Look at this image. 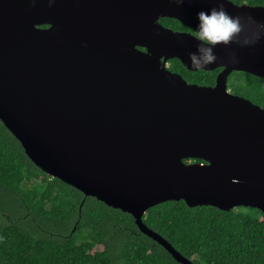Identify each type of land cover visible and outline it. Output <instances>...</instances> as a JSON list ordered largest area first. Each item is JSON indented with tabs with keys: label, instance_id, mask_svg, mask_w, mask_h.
Listing matches in <instances>:
<instances>
[{
	"label": "water",
	"instance_id": "water-1",
	"mask_svg": "<svg viewBox=\"0 0 264 264\" xmlns=\"http://www.w3.org/2000/svg\"><path fill=\"white\" fill-rule=\"evenodd\" d=\"M238 17L234 42L193 66L197 13ZM264 6L231 0H0V121L52 178L130 214L148 228L168 201L264 214V107L230 93L233 71L264 78ZM259 37V38H257ZM222 70L214 86L172 72ZM200 159L201 161H192Z\"/></svg>",
	"mask_w": 264,
	"mask_h": 264
},
{
	"label": "trees",
	"instance_id": "trees-1",
	"mask_svg": "<svg viewBox=\"0 0 264 264\" xmlns=\"http://www.w3.org/2000/svg\"><path fill=\"white\" fill-rule=\"evenodd\" d=\"M231 1L264 6V0ZM160 22L194 33L173 18ZM171 66L188 82H216V70L189 71L177 58ZM236 73L244 77L231 83L234 92L264 107V78ZM143 222L193 264H264V214L258 209L168 201L148 209ZM0 264L181 263L143 234L130 214L39 169L0 121Z\"/></svg>",
	"mask_w": 264,
	"mask_h": 264
},
{
	"label": "clouds",
	"instance_id": "clouds-1",
	"mask_svg": "<svg viewBox=\"0 0 264 264\" xmlns=\"http://www.w3.org/2000/svg\"><path fill=\"white\" fill-rule=\"evenodd\" d=\"M240 31L239 18L228 15L223 6L211 8L207 12H198L194 36L199 41L197 52L200 55L190 52L188 56L190 64L193 66L211 64L217 59L213 48L219 44L227 46L234 42Z\"/></svg>",
	"mask_w": 264,
	"mask_h": 264
},
{
	"label": "flooded vegetation",
	"instance_id": "flooded-vegetation-1",
	"mask_svg": "<svg viewBox=\"0 0 264 264\" xmlns=\"http://www.w3.org/2000/svg\"><path fill=\"white\" fill-rule=\"evenodd\" d=\"M176 31H179V30H176ZM167 67H168V69L170 70V71H172V72H175V73H178L177 71H174L173 69H172V66H171V60H169V61H167ZM222 69L221 68H219V69H216V75H215V77L217 76V74L221 71ZM236 72H239V71H233V72H231L230 74H229V76H228V80H227V89L230 91V93H232V94H237V93H235L234 92V90H233V88L230 86L231 85V76L233 75V74H235ZM180 74V73H179ZM191 83V82H190ZM214 84H215V82H214ZM214 84L213 85H210V86H214ZM240 96V95H239ZM243 97V96H242Z\"/></svg>",
	"mask_w": 264,
	"mask_h": 264
},
{
	"label": "rangeland",
	"instance_id": "rangeland-1",
	"mask_svg": "<svg viewBox=\"0 0 264 264\" xmlns=\"http://www.w3.org/2000/svg\"><path fill=\"white\" fill-rule=\"evenodd\" d=\"M244 76L241 75L240 73H235L231 76V82L232 83H235L238 81V78H243ZM237 90V89H236ZM236 95H239V94H236ZM240 96H243V95H240ZM245 97V96H243ZM246 98V97H245ZM102 247L101 246H97V249H101Z\"/></svg>",
	"mask_w": 264,
	"mask_h": 264
}]
</instances>
